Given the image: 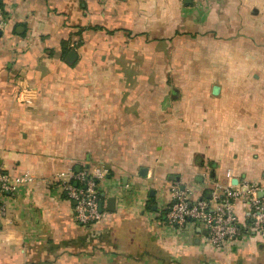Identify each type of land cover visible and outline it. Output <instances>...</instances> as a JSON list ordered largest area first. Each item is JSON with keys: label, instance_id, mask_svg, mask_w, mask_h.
Listing matches in <instances>:
<instances>
[{"label": "crops", "instance_id": "crops-1", "mask_svg": "<svg viewBox=\"0 0 264 264\" xmlns=\"http://www.w3.org/2000/svg\"><path fill=\"white\" fill-rule=\"evenodd\" d=\"M0 15V175L32 177L0 181V264H264L242 198L228 249L166 220L175 184L193 200L227 172L264 185V0H0ZM98 164L105 216L83 225L57 173Z\"/></svg>", "mask_w": 264, "mask_h": 264}, {"label": "built area", "instance_id": "built-area-1", "mask_svg": "<svg viewBox=\"0 0 264 264\" xmlns=\"http://www.w3.org/2000/svg\"><path fill=\"white\" fill-rule=\"evenodd\" d=\"M198 2L199 0H192ZM0 15V22L3 23ZM23 95L19 94V98ZM24 100V99H22ZM108 169L104 165H94L80 171H61L57 177L63 180L62 189L66 196L74 201L75 220L83 225H93L104 219L100 208L98 185L106 177ZM231 172H227L229 181L211 182V198L191 199V191L175 184L171 187V201L166 211V220L172 225L184 226L194 222L205 227L206 243L217 249H228L233 242L243 236V226L235 211L237 199H244L249 205V220L252 227L264 234V185L253 183L246 191L231 182ZM29 174L11 178L7 173L0 175L2 189L15 193L18 186L30 180ZM5 214V208H0Z\"/></svg>", "mask_w": 264, "mask_h": 264}, {"label": "water", "instance_id": "water-1", "mask_svg": "<svg viewBox=\"0 0 264 264\" xmlns=\"http://www.w3.org/2000/svg\"><path fill=\"white\" fill-rule=\"evenodd\" d=\"M191 1H192V0H188V2H191ZM76 56H77L76 52L71 51V52L68 54V56H67V61H69V62H73V61L75 60ZM215 89L218 90V87L216 86ZM79 170H80V168H79ZM100 208L103 209V208H102V201H100ZM0 227H1V221H0Z\"/></svg>", "mask_w": 264, "mask_h": 264}]
</instances>
